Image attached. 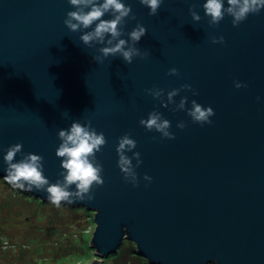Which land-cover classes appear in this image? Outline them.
<instances>
[{"label": "water", "instance_id": "1", "mask_svg": "<svg viewBox=\"0 0 264 264\" xmlns=\"http://www.w3.org/2000/svg\"><path fill=\"white\" fill-rule=\"evenodd\" d=\"M124 2L135 19L126 18L122 38L137 23L147 29L137 47L148 55L131 64L120 56L94 61L101 45H85L82 32L64 24L74 10L68 0H0V176L7 148L22 142L24 153L44 157L50 183L62 179L58 132L91 120L107 140L96 153L105 183L93 187V201L71 204L94 211L90 264H105L126 238L150 264H264V10L238 27L230 16L211 26L206 0H163L157 15L140 0ZM220 35L226 42L212 43ZM173 67L179 75L168 74ZM185 83L198 95L182 90L176 102L187 95L188 107L192 99L213 107L212 124L194 123L145 91L163 88L166 99ZM154 109L172 122L175 139L140 125ZM125 133L143 161L138 186L117 165ZM30 193L47 200L45 191Z\"/></svg>", "mask_w": 264, "mask_h": 264}, {"label": "clouds", "instance_id": "2", "mask_svg": "<svg viewBox=\"0 0 264 264\" xmlns=\"http://www.w3.org/2000/svg\"><path fill=\"white\" fill-rule=\"evenodd\" d=\"M74 8L67 12L64 24L72 32H82L80 40L87 46L93 47L101 45L98 49L100 55L94 56V61L103 63L109 56H120L125 62L131 64L135 57H144L148 52H142L137 44L141 38L147 34L146 27L137 25L127 34V38H122L125 32L126 18L135 19L132 5L125 3L124 0H68ZM140 3L149 8V15H157L163 0H140ZM197 4L192 3L189 13L194 21L202 19L196 10ZM204 13L209 17L211 26H218L226 16L232 17V24L238 27L247 20L251 14H259L264 10V0H206L202 4ZM105 14H110L111 18L105 19ZM93 25H95L93 27ZM86 29H91L85 31ZM212 43H225L223 35L213 36ZM169 75H179V70L175 67L169 69ZM235 87H247L241 81L235 82ZM182 90L190 91L193 95L198 92L193 89L191 84H182L179 88H173L166 93L165 89L153 86L145 91L158 99L161 105L167 108L170 104L175 105L173 111L186 110L192 122L201 125L212 124L211 117L215 115L213 107H205L197 100H191V107H188L189 98L187 95L181 96L179 103L177 97ZM261 99L259 96L256 98ZM140 125L148 131L155 130L161 134V138L175 139V133L171 131L172 122L164 117V114L156 109L148 114L147 118H141ZM177 127H186L185 121H179ZM61 140L56 155L61 160L60 173L62 179L55 183H50L49 178L44 175V157L42 155L22 151L23 144L15 143L10 145L6 154L3 156L4 163L7 165L4 179L14 188L22 191L32 192L33 190L45 191L47 200L59 207L62 202L71 205L77 201H93L95 193L92 191L94 186H102L105 183L103 164L97 159L96 153L101 151L102 146L107 143L105 134L97 132L92 126L91 120L83 123L74 120L70 128H62L58 132ZM137 147V141L132 138L131 133H125L119 137L116 148L118 154L117 165L124 174V180L133 186H138L139 178L136 168L143 163L141 153L133 152ZM132 152L129 156L127 153ZM21 154V159L16 160L17 154ZM133 158L136 164H133ZM146 181H151L152 177L147 173L144 175ZM75 185V190L72 189Z\"/></svg>", "mask_w": 264, "mask_h": 264}, {"label": "rangeland", "instance_id": "3", "mask_svg": "<svg viewBox=\"0 0 264 264\" xmlns=\"http://www.w3.org/2000/svg\"><path fill=\"white\" fill-rule=\"evenodd\" d=\"M95 226L94 211L85 206L57 207L0 176V264H90ZM105 264L150 263L126 238Z\"/></svg>", "mask_w": 264, "mask_h": 264}]
</instances>
